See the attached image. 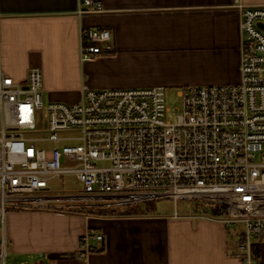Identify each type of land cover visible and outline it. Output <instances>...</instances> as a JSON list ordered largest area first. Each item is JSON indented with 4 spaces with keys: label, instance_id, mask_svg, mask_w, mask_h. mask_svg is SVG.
<instances>
[{
    "label": "built area",
    "instance_id": "1",
    "mask_svg": "<svg viewBox=\"0 0 264 264\" xmlns=\"http://www.w3.org/2000/svg\"><path fill=\"white\" fill-rule=\"evenodd\" d=\"M98 0H77L76 14L100 12ZM264 6H242L239 78L183 86L180 108L166 105L165 87L92 89L75 102L44 101L39 67L23 81L0 71V264H6L5 220L13 208H110L160 199L220 208L210 216L241 223L238 248L254 264L264 239ZM79 59L112 50L110 31L80 24ZM73 174L76 192L49 190ZM104 233L87 230L77 255L100 248Z\"/></svg>",
    "mask_w": 264,
    "mask_h": 264
},
{
    "label": "crops",
    "instance_id": "2",
    "mask_svg": "<svg viewBox=\"0 0 264 264\" xmlns=\"http://www.w3.org/2000/svg\"><path fill=\"white\" fill-rule=\"evenodd\" d=\"M0 0V71L23 81L39 67L44 101L75 102L92 89L165 88L236 82L242 6L264 0ZM80 24L112 35L106 54L81 62ZM206 212L96 215L53 208H9L4 236L14 264H244L236 231ZM89 229L102 246L77 255ZM264 264V239L253 247ZM18 261V262H17Z\"/></svg>",
    "mask_w": 264,
    "mask_h": 264
},
{
    "label": "rangeland",
    "instance_id": "3",
    "mask_svg": "<svg viewBox=\"0 0 264 264\" xmlns=\"http://www.w3.org/2000/svg\"><path fill=\"white\" fill-rule=\"evenodd\" d=\"M181 87L165 88L166 105L168 107L180 108V97L177 95V90ZM264 156V145L262 151L257 154L256 159H260ZM49 190L58 193L76 192L81 189V182L73 174H64L61 177H53L48 182ZM153 206L156 212L159 213H171V212H193L200 211L204 212V203L199 201H187L185 199L176 200L175 204L169 199H160L153 202ZM65 209V208H64ZM67 210L85 211L87 209L78 210V208H69ZM234 230L238 231L241 229V223L230 225ZM0 241H1V228H0ZM6 264H14V258L7 250L6 245ZM18 262V261H17Z\"/></svg>",
    "mask_w": 264,
    "mask_h": 264
},
{
    "label": "trees",
    "instance_id": "4",
    "mask_svg": "<svg viewBox=\"0 0 264 264\" xmlns=\"http://www.w3.org/2000/svg\"><path fill=\"white\" fill-rule=\"evenodd\" d=\"M153 202H144L141 204H135L132 206H125V207H110V208H90L83 212L90 213V214H96V215H127V214H139V213H145L146 211H149L153 209ZM204 212L210 214L211 216H219L223 213V211L218 208L211 205L204 204ZM254 257V264H258L257 262V256L253 252Z\"/></svg>",
    "mask_w": 264,
    "mask_h": 264
},
{
    "label": "water",
    "instance_id": "5",
    "mask_svg": "<svg viewBox=\"0 0 264 264\" xmlns=\"http://www.w3.org/2000/svg\"><path fill=\"white\" fill-rule=\"evenodd\" d=\"M257 25L264 30V25L262 23H258Z\"/></svg>",
    "mask_w": 264,
    "mask_h": 264
}]
</instances>
